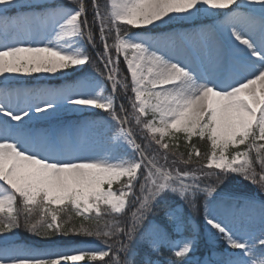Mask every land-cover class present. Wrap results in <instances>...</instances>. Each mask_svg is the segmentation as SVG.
Instances as JSON below:
<instances>
[{
    "label": "snow or ice",
    "instance_id": "snow-or-ice-1",
    "mask_svg": "<svg viewBox=\"0 0 264 264\" xmlns=\"http://www.w3.org/2000/svg\"><path fill=\"white\" fill-rule=\"evenodd\" d=\"M0 78V264H264V0H0ZM68 112L101 118L37 119Z\"/></svg>",
    "mask_w": 264,
    "mask_h": 264
},
{
    "label": "rangeland",
    "instance_id": "rangeland-1",
    "mask_svg": "<svg viewBox=\"0 0 264 264\" xmlns=\"http://www.w3.org/2000/svg\"><path fill=\"white\" fill-rule=\"evenodd\" d=\"M86 3V0H85ZM88 4V2H87ZM223 10H213L211 13H209L207 16H201L197 18L195 21H177L172 23L169 26L162 25V28H164L165 31H188L191 30L194 25L199 24H211L214 21H219L223 19V15H221V12ZM89 16L91 17V9L89 8ZM133 31L138 32H145L144 29H134ZM152 34V33H147ZM217 41L221 44H225L227 41L225 39V36H222L220 34L216 35ZM111 42V41H110ZM89 51L92 52V49L89 48ZM93 71L92 66H85V72L84 74H91ZM125 74V64L123 62V59H121L120 63V75L123 76ZM80 75V74H78ZM74 78L73 76H62L60 73L55 74L53 76L52 74L47 73H37L33 74L31 76H14L12 79V82L15 81L19 83L20 85H23L24 87L33 88V87H47V86H59L64 83L71 82ZM3 78H0L2 80ZM130 94L128 97H125V106L129 107L130 110ZM43 114H40V117H37L38 121L40 123H51V124H58V123H75L77 120H84V119H100L101 117L93 112H86V113H79V112H68V113H60L57 117L53 118L49 122H45L41 119ZM89 155V153H88ZM247 184V182H244ZM114 187H119V185H115ZM248 190L251 192H255L256 188L252 185H247ZM241 188V185L237 183H229L224 188L225 194H230L235 191H239ZM199 217V222H196V219L194 218L192 223L195 225L197 232H198V240L200 245V251L197 253L198 256L207 255L208 250H212L216 252L217 254L222 253V251L225 248V245L223 244V241L216 240L210 237L209 232L210 229H208L204 223L202 214L197 215ZM17 239L21 240V242H27L32 240L33 238L28 236L26 232L23 230H20ZM60 239V243L58 244V248L61 251H67V252H74L79 249H95V248H101L103 247V243L101 240H97L95 237H86V236H70L65 238H58ZM80 264H102L101 261H84L80 262Z\"/></svg>",
    "mask_w": 264,
    "mask_h": 264
},
{
    "label": "trees",
    "instance_id": "trees-1",
    "mask_svg": "<svg viewBox=\"0 0 264 264\" xmlns=\"http://www.w3.org/2000/svg\"><path fill=\"white\" fill-rule=\"evenodd\" d=\"M87 2H88V4L90 3V0H86V4H87ZM195 142V141H194ZM201 149H202V151L203 150H206V146L205 145H201ZM181 151H183L184 149L183 148H181L180 149ZM188 235H190L192 232H186ZM72 236H75V235H72ZM80 236H82V235H80ZM68 237H70V236H68Z\"/></svg>",
    "mask_w": 264,
    "mask_h": 264
},
{
    "label": "bare ground",
    "instance_id": "bare-ground-1",
    "mask_svg": "<svg viewBox=\"0 0 264 264\" xmlns=\"http://www.w3.org/2000/svg\"><path fill=\"white\" fill-rule=\"evenodd\" d=\"M217 35H218V34H217ZM215 38H216V40H218V39H217V36H216ZM225 39H226V41H228L227 36L225 37ZM13 83H14V84H19V83L15 82V81H13ZM88 153H89V152H85V153H83V155H88ZM90 154H91V153H89V155H90Z\"/></svg>",
    "mask_w": 264,
    "mask_h": 264
}]
</instances>
